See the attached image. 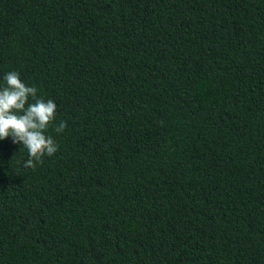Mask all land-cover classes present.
Segmentation results:
<instances>
[{
	"label": "trees",
	"instance_id": "obj_1",
	"mask_svg": "<svg viewBox=\"0 0 264 264\" xmlns=\"http://www.w3.org/2000/svg\"><path fill=\"white\" fill-rule=\"evenodd\" d=\"M57 105L0 140V264H264V0H0V87Z\"/></svg>",
	"mask_w": 264,
	"mask_h": 264
},
{
	"label": "clouds",
	"instance_id": "obj_2",
	"mask_svg": "<svg viewBox=\"0 0 264 264\" xmlns=\"http://www.w3.org/2000/svg\"><path fill=\"white\" fill-rule=\"evenodd\" d=\"M0 87V140L11 137L13 143L22 144L28 150L23 161L26 168H35L45 156L58 151V144L48 133L54 127L57 133L67 127L65 121L58 124L57 105L52 99L38 96L36 86H28L17 71L4 74Z\"/></svg>",
	"mask_w": 264,
	"mask_h": 264
}]
</instances>
